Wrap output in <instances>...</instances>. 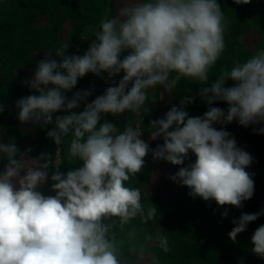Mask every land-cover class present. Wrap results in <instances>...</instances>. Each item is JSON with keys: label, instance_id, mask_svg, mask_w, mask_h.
Returning <instances> with one entry per match:
<instances>
[{"label": "clouds", "instance_id": "1", "mask_svg": "<svg viewBox=\"0 0 264 264\" xmlns=\"http://www.w3.org/2000/svg\"><path fill=\"white\" fill-rule=\"evenodd\" d=\"M226 27L217 0H136L99 22L83 55H66L70 45L64 43L54 50L56 59L50 51L37 62L31 80L23 82L37 94L16 101L17 119L42 122L44 127L54 124L48 138L57 146L67 143L65 158L82 161V167L64 174L53 155L29 160L14 142H0V156L7 161L0 172V264H121L113 218L126 225L137 216L147 222L158 214L152 204L145 212L141 190L127 186L150 152L154 162L180 166L170 179L187 187L193 198L240 208L253 197L254 181L245 171L253 157L237 147L229 132L214 125L234 120L245 128L264 124V49L244 62L234 61L209 83V72L226 47ZM120 73L118 85L91 103L90 91L66 97L87 74H107L111 81ZM182 79L202 85L198 96L208 110L203 116H189L186 106L194 98L184 96L180 105L150 121V139L163 138L162 146L150 149L139 126L142 112H150L145 106L148 91L159 86L163 99ZM228 81L233 85L225 87ZM216 102L226 103L227 111L212 107ZM81 104L83 111H73ZM57 112L66 114L53 121ZM125 112L134 113L139 123L120 130L101 122L104 115ZM259 133L264 134V127ZM189 153L195 162L183 166ZM50 167L55 169L50 177L55 195L45 196L39 189L48 181ZM227 215L225 211L222 218ZM260 215L264 211L234 219L230 240L235 242ZM129 237L135 238L134 233ZM156 239L164 252L170 251L166 235ZM251 242V251L264 259V225L255 230Z\"/></svg>", "mask_w": 264, "mask_h": 264}, {"label": "trees", "instance_id": "2", "mask_svg": "<svg viewBox=\"0 0 264 264\" xmlns=\"http://www.w3.org/2000/svg\"><path fill=\"white\" fill-rule=\"evenodd\" d=\"M134 2L136 0H0V108L3 109L0 111V118L18 120L16 101L30 94H37L30 91L23 82L31 80L37 62L44 59L47 52L52 51L51 58L56 59L54 50L69 43L66 55H83L94 38V31L98 30L99 22L106 16H115L121 8ZM217 3L227 23L224 32L226 47L209 72V83L218 77L222 69H230L234 61L244 62L255 51L264 49V0H250L248 4L239 5L234 0H217ZM57 10L79 12L47 27V21ZM126 54L123 53L121 58ZM122 77L123 73H120L108 81L107 74H102L101 77L87 74L78 81L74 89L88 84H118ZM232 85L233 82L228 81L225 87ZM200 86L202 85L191 80L182 79L171 94L166 93L164 115L172 106L180 105L184 96H188L194 98V102L186 106L189 116H203L209 106L201 102L198 96ZM158 88L159 86L148 91L145 106L150 112H142L143 123L139 124L145 132L141 138L153 150L157 146L150 139L148 125L155 120ZM103 94L92 93L87 102L91 103ZM84 107L81 104L73 111L79 113ZM212 107L226 112L228 105L216 102ZM65 114L57 112L53 121L56 116ZM139 119L134 113L125 112L118 117L104 115L101 122L113 123L122 130L125 124L136 126ZM229 125L238 127L242 132L244 150L253 157L250 165L264 195V134L259 133L264 124L245 128L234 120ZM53 127L54 124L44 127L43 123L34 126H0V142H14L19 152L26 153L25 158L29 160L42 154L53 155L54 160L58 159V164H61L59 171L64 174L82 167V161L75 163L65 158L67 143L57 146L48 138L47 132ZM225 131L234 137L231 131ZM60 148L63 150L57 157L55 153ZM195 159L189 153V159L183 166L194 163ZM6 163V159L0 156V172L4 170ZM179 167L164 161L154 162L150 152L145 157L141 172L136 177H130L127 182V186L141 190V203L145 212L153 205L158 214L147 222L137 216L126 225H120L118 218H113L116 220L113 230L120 247L121 264H154L153 257L155 264H264V259L251 251L252 235L258 227L264 225V215L249 223L246 230L237 235L235 242L228 235L235 226L232 221L242 213L263 211L255 194L244 201L240 208L218 206L215 201L205 202L199 197L193 198L189 196L190 190L187 187L170 179ZM54 170L50 167L48 181L39 189L45 196L55 195L50 191V177ZM225 211L228 215L222 218ZM129 233H134L135 238H130ZM161 235L168 237L169 252H164L159 247L156 238ZM148 236L153 239L148 241ZM142 246L144 252L141 254ZM132 249L136 251L133 252Z\"/></svg>", "mask_w": 264, "mask_h": 264}, {"label": "water", "instance_id": "3", "mask_svg": "<svg viewBox=\"0 0 264 264\" xmlns=\"http://www.w3.org/2000/svg\"><path fill=\"white\" fill-rule=\"evenodd\" d=\"M117 85L118 84H112V85L88 84V85H83V86L77 87L76 89L69 92L66 95V97L68 100H70L76 92H83V91H90L91 93H95V92L96 93H104L108 87L117 86ZM130 87H131V83L129 84V88ZM161 91H163V89H161ZM165 98H166V93L164 94L163 99H159V88H158L156 111H155V120L162 118L164 115ZM55 114L56 113L52 114L53 117L55 116ZM40 124H42V122L35 123V124L33 122L21 123L19 120H7V119H1L0 118V126H34V125H40ZM214 127L217 130H220L221 128H223L224 130L231 131L234 135V139L236 141L237 147L244 150L243 134L239 130L238 127H236L234 125H219V124L214 125ZM155 142H156V146H158V145L162 146L163 145L162 144V137L157 138V140H155ZM245 171L250 174V177L254 181V194H255L256 198L258 199L262 210L264 211V195L261 192V189H260V187L256 181V178H255V175H254L253 170L251 168V165L249 167H247L245 169Z\"/></svg>", "mask_w": 264, "mask_h": 264}, {"label": "rangeland", "instance_id": "4", "mask_svg": "<svg viewBox=\"0 0 264 264\" xmlns=\"http://www.w3.org/2000/svg\"><path fill=\"white\" fill-rule=\"evenodd\" d=\"M123 6V3H122ZM68 11V10H67ZM67 11H58L57 13H53L52 16L50 17V19L47 21V27H51L53 23L55 22H60L62 18H69L71 15L76 14L77 15V11L76 13L73 12H67ZM56 163H58V159L55 160Z\"/></svg>", "mask_w": 264, "mask_h": 264}]
</instances>
